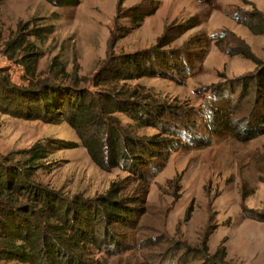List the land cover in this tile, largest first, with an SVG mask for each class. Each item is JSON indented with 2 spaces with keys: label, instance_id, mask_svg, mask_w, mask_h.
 <instances>
[{
  "label": "rangeland",
  "instance_id": "1",
  "mask_svg": "<svg viewBox=\"0 0 264 264\" xmlns=\"http://www.w3.org/2000/svg\"><path fill=\"white\" fill-rule=\"evenodd\" d=\"M141 2L123 0L121 8ZM117 4L118 0H81L74 7H55L45 0H4L1 5L0 69L18 86L75 81L86 87L88 98L98 100L100 92L108 90L95 82L113 71L111 64L103 66V60L111 55L117 61L124 54L148 49L169 25L177 35L163 49L180 48L179 54L187 60L167 70L168 75L121 80L120 87H136L170 106L172 116L151 126L136 125L126 112L114 113L120 129L136 137L159 133L166 140L163 151L168 158L131 221L114 226L117 244L88 243L86 264H176L172 257L176 250L182 254L180 246L195 245L205 236L211 252L224 242L229 264H264V221L245 217L242 211V205L258 211L264 208V135L248 141L213 135L209 145L201 146L210 135L206 108L213 101L208 86L256 67V61L234 54L232 47L243 40L258 60H264V33L251 32L231 15L253 9L264 14V0H148L146 9L156 11L136 28H132L136 18H115ZM190 16H195L197 24L189 28ZM19 22L24 25L21 30H17ZM41 24L53 25L44 42L33 35ZM18 32L39 48L33 67L20 60L25 42L4 52V40ZM111 32L116 37L112 47ZM102 67L106 73L97 76ZM151 96L144 101L154 102ZM101 125L98 130L89 127L83 135L94 139L89 131H97L105 138L114 129L105 121ZM81 135L65 118L50 123L0 113V158L37 140L63 141L62 148L49 149L45 167L36 173L38 179L67 196L79 193L85 198L107 192L112 183L132 186L127 170L111 166L114 159L101 149L103 144L98 142L96 149L100 165Z\"/></svg>",
  "mask_w": 264,
  "mask_h": 264
},
{
  "label": "trees",
  "instance_id": "2",
  "mask_svg": "<svg viewBox=\"0 0 264 264\" xmlns=\"http://www.w3.org/2000/svg\"><path fill=\"white\" fill-rule=\"evenodd\" d=\"M3 1L0 0V23ZM45 1L55 7H74L81 3V0ZM122 1L118 0L115 18H136L132 28L138 27L145 16L156 11L154 7L146 9L148 0H142L128 9L121 8ZM199 1L208 3L214 0ZM231 17L253 33H264V14L258 9L232 14ZM31 22L32 19L28 23ZM196 24L195 16H190L186 21L189 28ZM23 27L19 22L17 30ZM52 31V24H41L34 28L33 35L44 42ZM110 34L112 47L116 37L113 32ZM23 35L18 32L13 39L4 40V52L20 48L25 42L23 59L20 60L33 67L40 51L35 41ZM120 35H125V32ZM175 35L173 26H165L148 49L124 54L117 61L112 60L111 55L103 60L104 67L111 64L114 69L111 68L113 71L103 80L95 82V86L108 90L101 91L102 96L98 100L88 98L86 87L78 86L75 81L69 84L38 81L28 86H18L7 72L0 69V113L50 123L65 118L81 132L83 139L86 137L83 133L89 127L98 130L101 122L105 121L114 129L108 130L105 138L97 131H89L95 138L86 137V147L93 159L102 165L96 149L98 142L99 145L103 144L101 149L108 151L114 159L111 166L127 170L134 182L132 186L126 182L112 183L107 192L93 198H85L79 193L67 196L61 189L36 177V173L45 167L44 159L49 149L62 148L63 141L37 140L27 149L1 157L0 264H86L88 243L99 245L109 240V244H117L114 226L131 221L149 183L164 169L168 155L163 151L166 140L161 139L159 133L136 137L120 129L114 113L126 112L138 126L156 125L172 116L169 105L158 102L151 95L154 102H145L144 99L150 97L147 92L136 87H120V83L121 80L140 76L168 75L167 70L172 71L181 62L185 63L187 60L179 54L180 48L163 49L170 44L171 36ZM1 37L0 32V42ZM232 49L234 54L240 53L256 61V67L208 86L213 101L206 108L210 135L201 146L209 145L213 135L238 141L264 135V60H258L243 40ZM104 67L96 73L97 76L106 73ZM166 145L176 147L169 142ZM242 211L245 217L264 221V208L258 211L242 205ZM180 248L182 254L179 255L176 250L172 257L176 264H229L224 242L221 241L211 252L208 236L195 245L184 243Z\"/></svg>",
  "mask_w": 264,
  "mask_h": 264
}]
</instances>
